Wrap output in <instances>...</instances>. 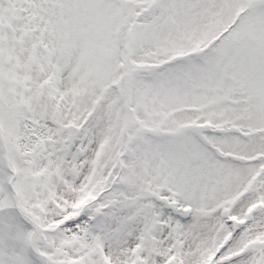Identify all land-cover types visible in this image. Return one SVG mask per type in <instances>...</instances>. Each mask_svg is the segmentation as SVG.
Masks as SVG:
<instances>
[{
  "label": "snow or ice",
  "instance_id": "obj_1",
  "mask_svg": "<svg viewBox=\"0 0 264 264\" xmlns=\"http://www.w3.org/2000/svg\"><path fill=\"white\" fill-rule=\"evenodd\" d=\"M0 264H264V0H0Z\"/></svg>",
  "mask_w": 264,
  "mask_h": 264
}]
</instances>
